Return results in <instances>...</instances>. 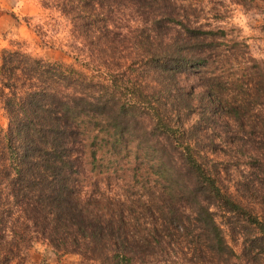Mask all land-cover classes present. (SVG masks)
<instances>
[{
	"label": "trees",
	"instance_id": "1",
	"mask_svg": "<svg viewBox=\"0 0 264 264\" xmlns=\"http://www.w3.org/2000/svg\"><path fill=\"white\" fill-rule=\"evenodd\" d=\"M42 5L56 8L77 38L74 50L60 47L70 63L20 50L0 54V102L7 116L0 150V264H10L38 241L56 255L75 253L97 264H155L150 255L137 253L136 240L145 236L137 239L127 229L122 211L82 195L72 156L78 145L87 147L95 168L103 154L134 152L137 147L124 144L123 137L145 121L143 132L167 141L172 157L168 163L133 161L132 179L166 178L177 197H192L176 212L170 199L159 207L161 231L172 240L157 226V235L145 238L161 252L156 264L168 263L179 238L192 246L202 242L220 264H264V190L256 185L264 178L255 171L263 162L264 130L250 139L254 149L246 162L252 172L225 185L218 162L209 158L216 144L205 145L202 136L223 114L206 99L210 91L179 87L180 95L172 98L183 108L171 110L149 81L164 77L179 83L199 60L206 67L194 51L211 46L214 34L223 31L189 26L169 0H42ZM126 7L141 23L135 36L118 37L109 28L111 17ZM173 27L179 28L176 39ZM186 109L197 114L196 122H183ZM153 166L156 175L148 171Z\"/></svg>",
	"mask_w": 264,
	"mask_h": 264
},
{
	"label": "rangeland",
	"instance_id": "2",
	"mask_svg": "<svg viewBox=\"0 0 264 264\" xmlns=\"http://www.w3.org/2000/svg\"><path fill=\"white\" fill-rule=\"evenodd\" d=\"M169 1L178 19L189 26L222 30L223 33L214 34L210 40L213 41L211 46L194 51L197 58L207 61L206 67L199 60V64L194 65L189 75H183L179 83H169L164 77H158L156 80L149 79L150 86H156L154 95L162 102H168L171 110L183 108L180 102L172 98L180 95L179 87H183L186 92L210 91L206 99L214 102L223 114L208 124L210 129L202 136L205 145L216 144L217 149L209 153V158L218 162L223 183L232 185L234 180L252 172L246 162L254 149L250 139L256 134L260 136L258 132L264 130V0ZM113 15L109 28L118 37L136 35L135 28L141 23L137 13L126 7ZM27 20L30 26L26 24ZM178 30V27L171 30L175 39L179 35ZM74 38H77L76 33L69 21L56 8L42 5V0H0V54L5 49L20 50L48 61L70 63L72 58L64 54L61 48L74 50ZM139 71L142 72L140 68ZM171 98L173 100H169ZM198 107L197 110L200 109ZM182 112L186 125L198 119L196 113L187 109ZM144 123L132 125L125 133L124 144L137 147L134 152L128 148V155L124 152L117 157L103 154L95 168L91 164L92 158L87 147L78 145L72 156L77 164L78 174L75 178L82 195L98 200L99 206L122 211L127 229L135 231L137 239L145 236L136 240L140 244L137 253L150 255L156 264L157 259L161 258L160 250L144 240L157 235V232H153L156 226L158 232H162L159 217L163 214H160L159 207L164 205L165 199H170L171 210L176 212L183 201H191L192 197H177L173 190L174 183L166 178L157 183H143V180L136 182L132 179L133 161L138 162L143 158L151 163L160 158L168 163L172 157L167 141L158 138L155 133L148 135L143 132ZM6 125V112L0 102V150L4 144ZM238 147H241L240 151ZM261 151L264 155V149ZM234 155L242 157L244 162H237ZM262 158L261 168L255 171L264 178V156ZM148 171L156 175L159 169L153 166L148 167ZM256 185L264 190V179ZM216 219L220 221L222 218L217 216ZM161 234L164 239L172 240L166 232ZM178 243H174L167 264H220L202 242L192 246L188 240L179 238ZM10 264L97 262L75 253L56 255L48 245L38 241L23 248Z\"/></svg>",
	"mask_w": 264,
	"mask_h": 264
}]
</instances>
